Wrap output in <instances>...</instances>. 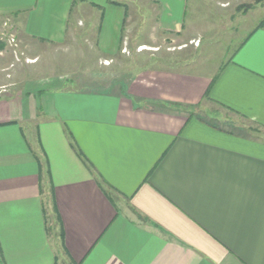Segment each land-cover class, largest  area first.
<instances>
[{
    "label": "crops",
    "instance_id": "0c3cea01",
    "mask_svg": "<svg viewBox=\"0 0 264 264\" xmlns=\"http://www.w3.org/2000/svg\"><path fill=\"white\" fill-rule=\"evenodd\" d=\"M244 1L204 26L202 0H0V264H264V26L216 70H115L103 90L15 62L78 39L107 62L211 57Z\"/></svg>",
    "mask_w": 264,
    "mask_h": 264
},
{
    "label": "rangeland",
    "instance_id": "374dc122",
    "mask_svg": "<svg viewBox=\"0 0 264 264\" xmlns=\"http://www.w3.org/2000/svg\"><path fill=\"white\" fill-rule=\"evenodd\" d=\"M202 3L200 8L202 16H199L198 21H200V25L203 23L205 26L206 22L217 20L216 13L219 12V9L214 4V0H202ZM242 4L241 13L246 16L240 17L236 15L234 21L235 24L241 22L238 25L240 28L239 35L231 42L225 39L222 41H207L209 45L207 46L209 48L207 51L211 54V57L204 55L205 50L197 49L192 51L188 48L179 51L172 43L170 45L162 43V48L159 50L145 49L140 53H136V50L131 49L129 46L128 49L124 50L122 59L119 58L117 62H107L101 60V56L92 47V44L78 39L72 43H65L60 47L42 50V54L37 60L30 61L26 58L28 55H19L15 58V62L19 64L23 62L27 66L35 64L34 67H36L32 70L35 69L33 73L37 78L39 76L44 79L48 77L61 78L64 84L72 83L76 87H84L89 90H99V88L103 90V87L99 84L105 82L97 80L99 73H114L115 70L117 73L118 71L127 73L134 70L144 71L150 66H157L158 68L184 71L191 68L194 69V66H199L197 65L198 63L209 70H216L223 61H226L234 54L243 39L264 21V0H245ZM212 14L214 15L211 16ZM161 42L155 41L156 44H161ZM199 44L197 43V46ZM139 50L142 49L140 48ZM157 51L160 52L155 53ZM156 63L159 64L156 65ZM92 78L94 80H91ZM199 117L208 120L214 125H220L217 120L208 118L204 114L200 113ZM237 132L244 133L239 130Z\"/></svg>",
    "mask_w": 264,
    "mask_h": 264
},
{
    "label": "trees",
    "instance_id": "16d2710c",
    "mask_svg": "<svg viewBox=\"0 0 264 264\" xmlns=\"http://www.w3.org/2000/svg\"><path fill=\"white\" fill-rule=\"evenodd\" d=\"M264 26V21H262V23L257 27V29L258 28H261V27H263Z\"/></svg>",
    "mask_w": 264,
    "mask_h": 264
},
{
    "label": "built area",
    "instance_id": "2783aa9c",
    "mask_svg": "<svg viewBox=\"0 0 264 264\" xmlns=\"http://www.w3.org/2000/svg\"><path fill=\"white\" fill-rule=\"evenodd\" d=\"M12 42H15V39L12 37Z\"/></svg>",
    "mask_w": 264,
    "mask_h": 264
}]
</instances>
